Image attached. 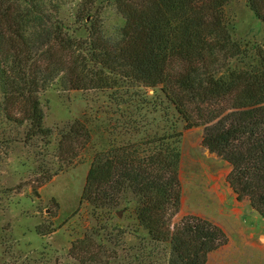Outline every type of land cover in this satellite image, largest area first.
Here are the masks:
<instances>
[{
	"label": "trees",
	"instance_id": "obj_1",
	"mask_svg": "<svg viewBox=\"0 0 264 264\" xmlns=\"http://www.w3.org/2000/svg\"><path fill=\"white\" fill-rule=\"evenodd\" d=\"M230 1L80 0L70 7L69 0H0L5 108L17 106L28 136L44 135L50 129L39 97L47 88L106 92L135 129L127 143L109 142L93 155L79 204L94 217L129 209L143 240L167 246L165 264H205L227 242L220 226L199 216L171 227L181 203L183 130L203 126L202 144L229 163L237 200L264 218V43L233 37L225 15ZM248 5L264 24V0ZM106 6L123 21L113 35L101 23ZM69 132L89 140L82 124Z\"/></svg>",
	"mask_w": 264,
	"mask_h": 264
},
{
	"label": "rangeland",
	"instance_id": "obj_2",
	"mask_svg": "<svg viewBox=\"0 0 264 264\" xmlns=\"http://www.w3.org/2000/svg\"><path fill=\"white\" fill-rule=\"evenodd\" d=\"M79 1L69 0L70 7ZM100 12L103 28L116 34L123 25L121 18L110 6ZM225 13L234 38L248 45L264 43V24L248 0H231ZM39 98L43 126L50 132L28 136V124L17 121V106L8 101L6 109L0 95L4 107L0 110V264H165L167 246L143 240L145 232L136 226L129 209L120 205L107 216L98 211L94 217L87 203L79 204L93 155L109 142L127 143L134 124L120 116L106 92L96 89L56 85ZM8 113L12 118H7ZM77 123L90 130L88 141L68 134ZM63 135H68L65 141ZM202 135L203 126H195L178 138L181 203L171 227L182 217L195 215L223 229L227 242L207 264H264V218L246 199L240 201L244 208L227 216L220 213L230 207L224 198L227 187L233 192L227 182L231 167L208 151ZM37 229L49 234L41 236Z\"/></svg>",
	"mask_w": 264,
	"mask_h": 264
},
{
	"label": "crops",
	"instance_id": "obj_3",
	"mask_svg": "<svg viewBox=\"0 0 264 264\" xmlns=\"http://www.w3.org/2000/svg\"><path fill=\"white\" fill-rule=\"evenodd\" d=\"M226 190H227V193H228L226 198H224L223 195H219V199H220L221 202H223L224 199H225V202L227 203V205L230 206L229 208H225L226 210L220 212L221 214H224V215L227 216V215H230L231 213L235 212L238 209V207H241V209L244 208V207L242 206L241 202L237 200L236 195L233 192L230 191L229 187H227ZM224 245H222V246H224ZM222 246H220L218 249H216V250H214V251H212V252H210L208 254V258H207V261H206L205 264L208 263L210 256L213 253L217 252Z\"/></svg>",
	"mask_w": 264,
	"mask_h": 264
}]
</instances>
